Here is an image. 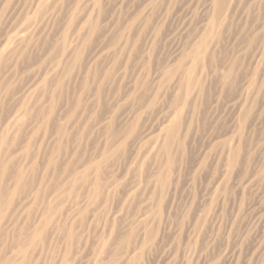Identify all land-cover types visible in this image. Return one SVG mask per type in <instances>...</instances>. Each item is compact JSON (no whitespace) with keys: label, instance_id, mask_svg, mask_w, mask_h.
Returning <instances> with one entry per match:
<instances>
[{"label":"rangeland","instance_id":"1","mask_svg":"<svg viewBox=\"0 0 264 264\" xmlns=\"http://www.w3.org/2000/svg\"><path fill=\"white\" fill-rule=\"evenodd\" d=\"M45 1L0 0V259L52 208L29 264H264V0Z\"/></svg>","mask_w":264,"mask_h":264},{"label":"bare ground","instance_id":"2","mask_svg":"<svg viewBox=\"0 0 264 264\" xmlns=\"http://www.w3.org/2000/svg\"><path fill=\"white\" fill-rule=\"evenodd\" d=\"M49 1V0H47ZM44 4H48L45 0H38V4H37V8H36V13H41L43 11V5ZM92 8H95V5L92 6ZM214 8H215V13L216 16L220 14L221 10H222V3L220 1H215L214 2ZM71 26V25H70ZM79 29L77 31H74V34L76 32V34L78 35L79 32L81 33L82 31H93L92 30V24L90 21V15H88L86 17V20H84V22L82 24L79 25ZM24 42L23 38L21 36H19V34L17 35H13V36H8L6 38V42L4 43V46L0 49V63H2L4 61V58L6 57V55L8 53H13L16 51L18 54V58L24 56L25 51H20L17 50L16 45L20 44ZM10 46V47H9ZM206 47V42L202 41L200 42L191 52V55H187L185 56L181 63L180 66L182 67L183 64L185 63L186 59L191 58V59H198L202 52L204 51V48ZM22 50V49H21ZM65 50V51H64ZM19 51V52H18ZM63 51L66 54H69L71 52V47H66L63 46ZM9 56V55H8ZM61 63V61H60ZM60 63H57L56 68L59 67ZM71 69H68L66 71V74H71ZM192 72V71H191ZM187 81H186V87H191L193 82H192V76L191 73L187 75ZM0 103H1V98H0ZM23 109V106H21L19 110V112H21V110ZM15 118H10L7 120L4 128L1 130L0 132V164H1V168H3V172L0 173V211L2 210V207L5 208V206H10L14 200V198L16 197L18 191L20 190L22 183H23V179L24 176L23 174L20 172L18 173L15 177L12 178V183H13V188L10 190L6 184V179H5V170H6V165L2 163V159L10 156L11 154H7L4 150H3V143H4V139L8 136V134L10 133V131H12L17 123L15 121ZM179 115H174L172 117L171 123H169V126H167L164 129V135H165V141L163 143V151L169 155L170 154V148L172 146L173 143V139L175 138V136L177 135L178 131H179ZM16 144V143H15ZM20 152L19 155H26L28 153L27 151V147H23V148H18ZM16 153V152H15ZM164 153V154H165ZM14 156V157H18ZM171 161H168V165L170 166ZM233 164V163H232ZM233 166V165H232ZM158 181L160 183H164V179L163 177H160L158 179ZM52 208H49L48 213L45 215V218L43 217L42 222L36 227L34 228L31 232V237H30V241H23L21 242V245L18 247V252L17 255L18 257H21L19 264H29L28 258H27V253L29 251V249L35 244V243H39L43 236L44 233L49 225V223L53 220V215L54 212L53 210H51ZM0 264H14L15 262L11 259H0Z\"/></svg>","mask_w":264,"mask_h":264}]
</instances>
